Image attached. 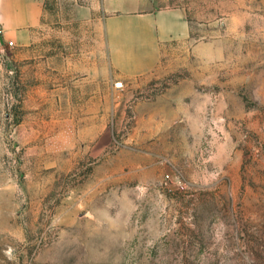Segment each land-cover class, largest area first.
I'll return each instance as SVG.
<instances>
[{"label":"rangeland","instance_id":"374dc122","mask_svg":"<svg viewBox=\"0 0 264 264\" xmlns=\"http://www.w3.org/2000/svg\"><path fill=\"white\" fill-rule=\"evenodd\" d=\"M42 1L0 14V264H264V0H154L190 35L127 80L99 0Z\"/></svg>","mask_w":264,"mask_h":264},{"label":"crops","instance_id":"0c3cea01","mask_svg":"<svg viewBox=\"0 0 264 264\" xmlns=\"http://www.w3.org/2000/svg\"><path fill=\"white\" fill-rule=\"evenodd\" d=\"M0 11L4 31L27 41L31 28L40 23L43 1L0 0ZM90 12L102 19L110 68L125 80L153 73L162 46L190 35L183 8H158L154 0H99Z\"/></svg>","mask_w":264,"mask_h":264},{"label":"built area","instance_id":"2783aa9c","mask_svg":"<svg viewBox=\"0 0 264 264\" xmlns=\"http://www.w3.org/2000/svg\"><path fill=\"white\" fill-rule=\"evenodd\" d=\"M114 87L120 89L123 87V82L121 80L114 82Z\"/></svg>","mask_w":264,"mask_h":264}]
</instances>
